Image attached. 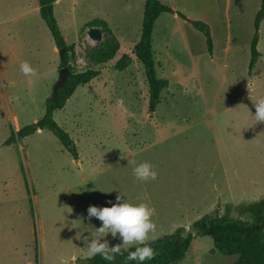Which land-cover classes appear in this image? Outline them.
Segmentation results:
<instances>
[{
  "label": "rangeland",
  "instance_id": "1",
  "mask_svg": "<svg viewBox=\"0 0 264 264\" xmlns=\"http://www.w3.org/2000/svg\"><path fill=\"white\" fill-rule=\"evenodd\" d=\"M161 1L207 24L213 51L191 23L162 15L152 49L158 77L169 88L152 113L145 69L131 53L146 0H60L55 15L73 48L68 67L74 73L89 69L88 57L111 41L109 32L101 42L89 39L93 20H105L121 45L102 75L79 87L54 115L74 140L76 159L48 131L5 144L12 128L17 132L44 116L61 60L38 0H0V264H36L32 206L39 264H87L94 256L84 238L95 236L102 223L87 217L90 205L111 206L117 195L147 202L155 210L147 242L179 228L196 235L192 226L203 217L264 198V122L253 117L254 103L264 97V21L261 57L249 71L262 0ZM126 55L131 66L116 71ZM23 61L35 75L20 71ZM141 162L153 166L155 180L134 177ZM102 240L121 243L111 234ZM235 260L199 236L179 264Z\"/></svg>",
  "mask_w": 264,
  "mask_h": 264
},
{
  "label": "trees",
  "instance_id": "2",
  "mask_svg": "<svg viewBox=\"0 0 264 264\" xmlns=\"http://www.w3.org/2000/svg\"><path fill=\"white\" fill-rule=\"evenodd\" d=\"M57 1L38 0L40 15L46 23L57 49L65 50L66 61L60 66L61 68L67 67L71 72V76L64 88L59 90L56 102L52 103V99L48 100L44 116L38 122L24 126L17 132L12 128L11 135L5 144L12 145L18 142V140L31 136L38 131H48L58 139L66 151L77 159L78 151L74 140L58 125L54 115L65 107L78 87L87 85L100 76L101 70L110 61L114 60L118 54L120 43L113 36L111 29L105 21L94 20L91 22L90 27H97L102 33L109 32L112 37L111 41L108 42L106 47L101 48L88 57L89 69L84 72L74 73L68 67L70 53L73 52V48L67 45L55 16L54 10ZM162 14H175L184 20L190 21L195 29L205 35L209 52L212 53L213 51L210 28L207 24L202 21L189 20L183 13L175 11L161 0H146L140 41L135 46L133 54L145 69L149 85V110L152 113L156 111L157 106L160 104L162 92L169 88V81L158 77L152 49L155 23ZM263 21L264 0H262L261 7L257 12L254 24L255 33L250 48V74L261 57L258 46L260 43L259 31ZM131 64L132 58L127 55L123 56L116 64V71L124 72ZM26 187L29 191L28 186ZM31 209L34 219L33 230L36 264H39L37 225L35 223L33 206ZM192 230L196 235L193 232H186L184 228H179L171 235L145 242L153 248L155 255L151 260L144 261L143 264H179L190 250L194 239L199 236L210 237L214 243V251L219 252L223 256L236 258L233 264H264V198L248 205L227 206L223 216L219 214L205 216L194 223ZM135 246L129 247V250H133ZM126 255L127 252H124L122 248V254L116 255L115 259L111 262L104 260L99 254H96L87 261V264H140L137 261H126Z\"/></svg>",
  "mask_w": 264,
  "mask_h": 264
},
{
  "label": "clouds",
  "instance_id": "3",
  "mask_svg": "<svg viewBox=\"0 0 264 264\" xmlns=\"http://www.w3.org/2000/svg\"><path fill=\"white\" fill-rule=\"evenodd\" d=\"M20 71L25 76L35 75V69L27 62L20 64ZM255 113L253 115L257 122H264V97L254 103ZM133 175L139 181L155 180L157 172L149 162H141L133 168ZM111 206H94L87 208V217L97 218L101 225L95 229L96 235L89 239L85 237L88 252L95 256L99 254L106 261H113L115 256L127 252L126 261H137L143 264L151 260L155 255L153 248L145 241L148 233L155 230V224L151 217L154 215V208L147 202L129 203L122 200L121 195L116 196V202H109ZM101 234H104L101 236ZM106 234L112 237L119 236L121 243L109 246L107 240H102ZM135 244L133 250L128 246Z\"/></svg>",
  "mask_w": 264,
  "mask_h": 264
},
{
  "label": "water",
  "instance_id": "4",
  "mask_svg": "<svg viewBox=\"0 0 264 264\" xmlns=\"http://www.w3.org/2000/svg\"><path fill=\"white\" fill-rule=\"evenodd\" d=\"M87 34H88L89 39L92 42H101L103 39L102 32L97 27L89 28ZM58 52H59L61 64H64L66 61L65 50L60 49V50H58ZM70 76H71V72L67 67H63L60 69L57 82L55 83L54 88H53V95L51 98L52 103L56 102V100L58 98L59 90L64 88V86H65L66 82L68 81V79L70 78Z\"/></svg>",
  "mask_w": 264,
  "mask_h": 264
},
{
  "label": "crops",
  "instance_id": "5",
  "mask_svg": "<svg viewBox=\"0 0 264 264\" xmlns=\"http://www.w3.org/2000/svg\"><path fill=\"white\" fill-rule=\"evenodd\" d=\"M38 3H39V2H38ZM59 3H60V0H58V1L55 3V10H54V11L57 10V7H58V4H59ZM145 3H146V2H145ZM171 8H172V7H171ZM173 9H174V8H173ZM174 10H175V11H178V10H176V9H174ZM37 11L40 12V7H37ZM179 12H180V11H179ZM55 13H56V12H55ZM162 15H164V14H162ZM162 15L157 19V21L162 17ZM172 15H175V14H172ZM55 16H56V15H55ZM175 16H176V17H179L178 15H175ZM185 16H186V15H185ZM186 17H187V16H186ZM179 18H180V17H179ZM187 18H188V17H187ZM56 19H57V18H56ZM181 19H182V18H181ZM188 19H189V18H188ZM99 20L105 21V20H103V19H99ZM182 20H184V19H182ZM189 20H191V19H189ZM197 20H198V19H197ZM197 20H196V21H197ZM93 21H94V20H93ZM157 21H156V23H157ZM184 21H187V20H184ZM105 22H106V21H105ZM188 22L190 23V21H188ZM106 23H107V22H106ZM156 23H155V25H156ZM107 25L109 26L108 23H107ZM59 26H60V25H59ZM192 26H193V25H192ZM109 28H110V26H109ZM154 28H155V27H154ZM110 29H111V28H110ZM111 30H112V29H111ZM112 32H113V30H112ZM113 33H114V32H113ZM115 37H116V35H115ZM116 39H117V38H116ZM118 42H119V41H118ZM66 43H67V42H66ZM54 44H55V43H54ZM120 49H121V45H120ZM53 50H54V51H55V50H58L57 47H56V45H55V47L53 48ZM133 50H134V49H132V52H131V53H132V56H135V55L133 54ZM119 52H120V50L118 51V53H119ZM116 56H117V55H116ZM135 57H136V56H135ZM140 63H141V62H140ZM141 64H142V63H141ZM106 66H107V65H106ZM101 71L103 72V71H104V68H103ZM101 75H102V73L100 74V76H101ZM100 76H99V77H100ZM99 77H98V78H99ZM98 78H97V79H98ZM97 79H96V80H97ZM94 81H95V80H94ZM91 83H92V82H91ZM87 85H88V84H87ZM84 86H85V85H84ZM80 87H82V86H80ZM78 88H79V87H78ZM74 94H75V93H74ZM72 97H73V96H72ZM72 97H71V98H72ZM71 98H70V99H71ZM70 99H69V100H70ZM69 100H68V101H69ZM63 109H64V108H63ZM28 264H32V263L29 262Z\"/></svg>",
  "mask_w": 264,
  "mask_h": 264
}]
</instances>
